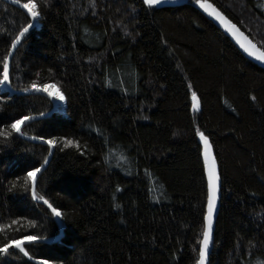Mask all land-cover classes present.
Segmentation results:
<instances>
[{
  "label": "trees",
  "instance_id": "1",
  "mask_svg": "<svg viewBox=\"0 0 264 264\" xmlns=\"http://www.w3.org/2000/svg\"><path fill=\"white\" fill-rule=\"evenodd\" d=\"M202 2L264 52V0ZM35 3L39 16L14 51L9 84H55L65 103L52 110L38 91L0 87V246L33 235L30 257L51 264H197L208 195L199 130L221 180L208 264H264V66L196 0ZM30 22L0 0V79L11 41ZM41 113L49 114L21 134L56 141L36 192L61 211V235L27 180L50 148L11 129ZM0 264L37 263L12 247Z\"/></svg>",
  "mask_w": 264,
  "mask_h": 264
},
{
  "label": "snow or ice",
  "instance_id": "2",
  "mask_svg": "<svg viewBox=\"0 0 264 264\" xmlns=\"http://www.w3.org/2000/svg\"><path fill=\"white\" fill-rule=\"evenodd\" d=\"M20 0H17V3H19ZM159 2V0H144V3L151 6L155 5ZM93 6H94V0H92ZM196 3L204 9L205 12H209L210 15L214 16L215 19H217L221 24H223L234 36H237L238 41L241 43V47L244 48L246 52H249L250 55L256 56L257 59L264 61V52H259L257 55V49L254 44H252L250 41L245 43L243 40H240V34L238 33L236 26L232 24L229 20H227L219 11H217L213 5L211 4H205L202 2V0H196ZM24 8L28 10V14L33 18H37L39 16V12L37 11V4L35 3V0H33L32 3H27L23 5ZM28 31V27H25L21 29L20 34L15 37L11 41L12 47L15 48L17 45V42L20 41L21 36ZM246 39V38H245ZM11 51V50H10ZM9 57L6 55L3 60V72H2V79H0V84L5 83L9 79ZM35 91H43L48 93L50 96H55V98L63 101L65 100V95L63 92L57 91L56 93H52L50 91L51 88L56 87L55 84H44L41 87H37L36 84H32L30 86ZM23 91L28 92L29 88H24ZM196 92L192 93V97L195 100L196 99ZM197 106L193 104V108L195 109ZM43 115V113H41ZM32 117L30 116H22L20 119L15 120L11 124V129L14 130L17 133H21V126L31 120ZM23 134V133H22ZM197 135L200 136V138L204 142V164L205 169L207 171L208 176V195H207V213L204 216L205 226L203 231V239L200 242L199 247V259L197 260V264H206V256L208 254V248H209V240L211 235V228H212V216L213 211L216 206V199H217V190H218V184L217 181L219 177L216 173V166L215 161L212 157L211 153V145L208 142V137L203 133L197 130ZM37 139L44 140V137H37ZM47 144L49 145V148L52 149L56 141L53 139H48ZM75 144L76 147H79V144L76 141L72 140H66L65 141V147ZM107 159V157H106ZM120 159H125L124 156H121ZM45 162H47V158H45ZM43 168V165L40 167H33L32 170L27 172V180L31 182V194L34 199H37L39 201H42L47 207L51 210V213L53 216L60 217L62 215L61 211L54 207L47 199H45L42 195H37L36 192V177L37 173L41 172ZM119 190V189H117ZM117 208L119 205H115ZM13 223H17V221H13ZM30 225H34L35 221H29ZM39 240L38 237L33 235H24L20 239H10L7 243L3 244V246H0V253L8 254L10 248L14 247L18 249L25 257H29L30 253L25 248V241L29 242H37ZM34 259V257H32ZM41 264H50V261L47 259H44L41 261Z\"/></svg>",
  "mask_w": 264,
  "mask_h": 264
},
{
  "label": "water",
  "instance_id": "3",
  "mask_svg": "<svg viewBox=\"0 0 264 264\" xmlns=\"http://www.w3.org/2000/svg\"><path fill=\"white\" fill-rule=\"evenodd\" d=\"M8 2H10V3H12V4H14V5H16V6H18L19 8H21L22 10H24L27 14H28V10L26 9V8H24L23 7V5H24V3H17V1H15V0H7ZM205 4H211V5H213L212 3H210V2H204ZM213 7L217 10V11H219L227 20H229L232 24H234L235 26H236V29H237V31H238V33L240 34V40H243L245 43H247V42H251L252 44H254L252 41H251V39L246 35V33L244 32V31H242L235 23H233L230 19H228L220 10H218L214 5H213ZM201 8V7H200ZM201 10L210 18V19H212L214 22H215V24L221 29V30H223L231 39H232V41L241 49V51H243L246 55H248L252 60H254L256 63H258L259 65H262V66H264V61H261V60H259V59H257L256 58V56H253V55H250L249 54V52H246L245 50H244V48L243 47H241V43L238 41V38H237V36H234L233 34H232V32H230L223 24H221L217 19H215V17L214 16H212V15H210V11L209 12H205L204 11V9L203 8H201ZM29 15V14H28ZM30 16V15H29ZM30 18H31V22H30V24L29 25H27L26 27H28V30L30 29V28H32L33 26H34V24L36 23V18L35 19H33L31 16H30ZM20 34V32L18 33V35ZM23 36V35H22ZM22 36H21V38H22ZM246 38V39H245ZM21 40V39H20ZM19 42L20 41H18L17 42V45H16V47L15 48H13L12 47V45H11V48H10V50H9V53H8V57H9V65H10V61H11V58H12V56H13V54H14V51H15V49L17 48V46H18V44H19ZM255 45V44H254ZM256 46V45H255ZM256 49L258 50L257 51V55L259 54V52H263L261 49H259L257 46H256ZM5 86H6V88L11 92V93H14V92H17V93H20V94H26V93H30V92H35V90H33V89H29V91L28 92H25V91H16V90H13L11 87H10V84H9V79H8V81H6L5 83ZM38 92H40V93H42V94H44V95H46L47 97H49L50 99H51V101H52V103H53V107H52V110H55L56 108H57V104H56V101H55V98H54V96H50V95H48V93H46V92H43V91H38ZM49 113H45V114H43V115H39V116H30V117H32V119L31 120H33L34 118H38V117H44V116H46V115H48ZM30 121V120H29ZM28 122V121H27ZM26 123V122H25ZM24 123V124H25ZM23 124V125H24ZM22 125V126H23ZM22 126H21V128H22ZM21 137H23L24 139H26V140H30V141H35V142H40V143H43V144H46V145H48L47 144V139H44V140H40V139H37V137H35V136H25V135H23V134H21V133H18ZM200 142H201V144H202V158H203V162H204V155H203V153H204V142H203V140L200 138ZM208 142H209V144L211 145V143H210V141L208 140ZM49 146V145H48ZM52 152H53V148L52 149H50V151H49V154H48V156H47V162H45L44 161V163L42 164L43 165V168H42V170L46 167V165L48 164V161H49V159H50V157H51V154H52ZM211 153H212V157H213V159H214V161H215V166H216V173H217V176L219 177V179H218V181H217V184H218V190H217V199H216V206H215V209H214V211H213V216H212V228H211V235H210V240H209V248H208V254H207V256H206V264H208V260H209V256H210V252H211V250H212V246H213V240H214V228H215V222H216V218H217V215H218V212H219V208H220V203H221V180H220V176H219V173H218V167H217V163H216V160H215V157H214V153H213V149H212V146H211ZM204 168H205V164H204ZM41 170V171H42ZM40 174V172L39 173H37V177H38V175ZM205 175H206V180H207V185H208V176H207V171H206V169H205ZM37 177H36V179H37ZM32 195V194H31ZM34 199V198H33ZM35 201H37V202H40V203H42V204H44L42 201H39V200H37V199H34ZM45 205V204H44ZM46 207H47V205H45ZM48 208V207H47ZM49 209V208H48ZM50 210V209H49ZM51 211V210H50ZM206 213H207V206H206ZM206 215V214H205ZM55 217V219H56V221H57V223L59 224V229H60V235H61V233H62V230H63V228H62V226L60 225V219H59V217H56V216H54ZM204 226H205V221H204ZM59 235V236H60ZM59 236H56V237H53V238H49V239H44L45 241H51V240H54V239H57ZM202 239H203V236H202ZM202 239H201V241H202ZM44 240H42V241H44ZM26 242H28V241H25V243ZM30 260H32L33 262H35V263H37V264H41V261L42 260H44V259H39V258H32V257H28ZM199 259V258H198Z\"/></svg>",
  "mask_w": 264,
  "mask_h": 264
},
{
  "label": "rangeland",
  "instance_id": "4",
  "mask_svg": "<svg viewBox=\"0 0 264 264\" xmlns=\"http://www.w3.org/2000/svg\"><path fill=\"white\" fill-rule=\"evenodd\" d=\"M166 1H171V0H159L158 3H162V2H166ZM36 22H37V20H36ZM50 91H51L52 93H56L57 91H60V90H59L57 87H54V88H51ZM60 92H61V91H60ZM53 96H54V95H53ZM54 98H55V96H54ZM55 101H56V104H57V108H56V109H58V108H62V107L64 106V103H65L64 100L61 101V100L55 98ZM195 101H196V100H195ZM195 101H194V102H195Z\"/></svg>",
  "mask_w": 264,
  "mask_h": 264
},
{
  "label": "bare ground",
  "instance_id": "5",
  "mask_svg": "<svg viewBox=\"0 0 264 264\" xmlns=\"http://www.w3.org/2000/svg\"><path fill=\"white\" fill-rule=\"evenodd\" d=\"M0 87H4V83L3 84H0ZM51 264V263H50Z\"/></svg>",
  "mask_w": 264,
  "mask_h": 264
}]
</instances>
